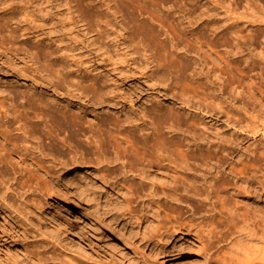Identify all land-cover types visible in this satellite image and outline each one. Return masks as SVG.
I'll return each instance as SVG.
<instances>
[{
    "label": "bare ground",
    "instance_id": "obj_1",
    "mask_svg": "<svg viewBox=\"0 0 264 264\" xmlns=\"http://www.w3.org/2000/svg\"><path fill=\"white\" fill-rule=\"evenodd\" d=\"M95 1L102 15L77 7L74 14L94 34L89 39L96 50L113 60L142 55L171 82L174 97L149 111L138 104L131 118L106 123L86 115L84 102L75 109L40 90L0 87V213L23 240L0 264H117L88 256L86 231L101 218L133 231L137 244L156 256L173 244L198 248V264H264V246L250 244L264 235L242 215L247 225L241 226L229 202L256 186L264 192V0H142L154 7L143 20L157 27L141 25L142 36L132 39L121 32L123 48L113 52L99 35L126 27L120 9L126 0ZM33 55L54 89L95 106L108 101L136 108L131 88L124 103L116 96L106 100L91 73L75 74L55 64L51 53L42 62ZM176 56L194 60L191 84L177 85L188 63ZM256 67L260 79L248 80ZM251 137L257 145L249 149L242 142ZM66 177L79 200L60 185ZM45 207L53 217L44 215ZM129 255V264H146L136 249ZM161 261L173 264L167 256Z\"/></svg>",
    "mask_w": 264,
    "mask_h": 264
},
{
    "label": "rangeland",
    "instance_id": "obj_2",
    "mask_svg": "<svg viewBox=\"0 0 264 264\" xmlns=\"http://www.w3.org/2000/svg\"><path fill=\"white\" fill-rule=\"evenodd\" d=\"M75 7L89 15L94 12L102 15L105 12L104 8L95 0H72L71 2H66V0H0V87L8 86L13 90L22 91L40 90L51 96L57 103L61 105L68 103L75 109L77 108L75 104H79L81 107L85 104L86 115H95L98 120L105 118L107 119L106 123L122 122L131 118L133 113H137L138 107H141L140 104L149 111L160 107V102H163L165 98L174 97L171 82L166 77H162L161 72L155 73L153 64H149V60L142 55L134 54L139 58L135 60L131 59L133 55L113 60L109 54L102 55V50L97 51V45L89 39L94 34L87 33V30L82 28L81 22L76 20ZM120 9L126 17V27L119 32L115 28H113L115 31L107 28L109 29L108 34L99 35L101 39L105 38L109 41L110 52H113L112 49L115 48H123L120 45L121 32L130 34L128 38L132 39L137 35L142 36L141 25L157 27L156 24V27L151 25L149 20H143L145 13L154 10V7L149 3L142 0H126L125 3H120ZM34 51L39 53L41 62L45 53L49 55L51 53V57L56 60L55 64H60L74 71L75 74L91 73L95 77L92 82L105 88L104 98L106 100L116 96L115 100H122L121 102L124 103L123 98L127 95L126 91L131 88L139 98L136 108L131 109L128 103L124 108L122 104H110L108 101L103 106H95L87 98H82L84 100L79 101L77 96L72 95V92L71 94L65 89H54L45 72L36 62ZM174 60L179 64L188 63V68L179 72L177 85L191 84L195 77L191 71L195 65L194 60L185 56H176ZM206 60L211 63L212 58L207 57ZM259 73L260 69L256 67L253 72H249L247 75L248 80L253 78L258 81ZM197 77L201 81H206L203 76ZM247 83L249 82L247 81ZM256 92L259 95V91ZM168 104L169 101L166 102V105ZM169 107L168 110H170ZM171 111L177 113L176 109ZM179 113L183 117L182 110ZM221 131L230 135L232 130L229 126L223 125ZM253 141L254 138L251 137L242 144L247 145L246 147L250 149L256 147V142L253 143ZM59 183L70 197L74 200L80 199L77 187L70 183L68 177L61 179ZM256 187L251 189L250 194L246 191L232 194L229 202L235 213L239 215H236L235 218L241 226L246 224L242 215L247 217L251 223L248 222L249 227L255 226L256 232L260 233L258 235H264V192L258 186ZM82 206L92 210L88 204L83 202ZM60 211L64 214L68 213L64 209H60ZM53 213L50 208H44L46 217H53ZM36 224L34 222L31 225L35 226ZM39 226L43 229V226ZM90 227L91 230L86 231L84 242L88 246V256L95 262L112 260L117 264H129L130 248L136 249L146 264H170V262L161 261L162 256L172 259L173 264H198L201 262L198 257V248H180L173 244L172 251L169 250L156 256L150 247L143 248L137 244L138 241L135 239L133 231L111 220L101 218L97 224H91ZM69 232L76 237V240L79 239L73 230L70 229ZM256 234H254V238L258 236ZM261 241L255 240L250 244L257 243L258 245L259 243L258 246H264V239ZM22 243L18 226L13 224L10 219L5 218L3 213H0V258H6L11 253L20 250ZM225 249L222 251H226ZM221 252L218 253V256L220 254L222 256Z\"/></svg>",
    "mask_w": 264,
    "mask_h": 264
}]
</instances>
